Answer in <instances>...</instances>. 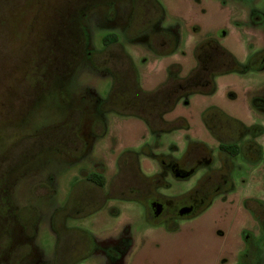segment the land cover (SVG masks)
<instances>
[{
	"label": "rangeland",
	"instance_id": "374dc122",
	"mask_svg": "<svg viewBox=\"0 0 264 264\" xmlns=\"http://www.w3.org/2000/svg\"><path fill=\"white\" fill-rule=\"evenodd\" d=\"M78 1L0 0V172L28 159L9 176L8 194L16 210L31 206L37 213L33 237H27L14 217L8 219L9 241L0 244L10 242L14 249L30 244L31 252L20 264H54L56 234L51 216L67 206L66 226L90 232L99 246L98 253L74 264H264V160L249 163L234 157L232 187L215 195L191 218L175 219L176 226L153 223L140 202L148 186L129 167L120 166L130 153L145 178L163 175L167 186L155 189L164 196L176 198L195 189L200 170L180 179L165 171L158 156L180 159L189 143L217 148L203 122L208 108L217 107L246 124L253 117L264 120L260 112L244 106L245 91L264 95V69L218 75L211 93L180 97L162 118L124 100L113 103L115 74L123 72L136 81L126 53L140 86L153 92L159 91L167 75L165 67L173 62L179 66L175 77L191 75L195 47L206 38L244 62L247 54L264 47V22L261 26L247 22L252 11L264 14V0H156L164 12L161 25L176 31L179 38L167 56L155 55L140 41L130 44L123 39L126 53L104 43L110 33L122 36L132 7L133 24L143 25L155 16L150 0H101L86 8L80 16L85 48L71 53V31L63 20L65 13L78 10ZM115 14L116 21L108 19ZM117 105L126 113L115 109ZM81 118V155L47 150L34 156L38 136L59 133L58 129ZM144 118L154 129L167 125L162 119L173 128L153 132ZM181 120L187 125L178 126ZM42 139L45 147L48 138ZM80 143L73 145L80 148ZM89 172L103 175L104 186L86 183ZM8 220L0 214V235ZM14 249L0 253V264L17 261Z\"/></svg>",
	"mask_w": 264,
	"mask_h": 264
},
{
	"label": "flooded vegetation",
	"instance_id": "af4514ba",
	"mask_svg": "<svg viewBox=\"0 0 264 264\" xmlns=\"http://www.w3.org/2000/svg\"><path fill=\"white\" fill-rule=\"evenodd\" d=\"M155 12L156 15L150 17L145 24L136 25L132 23L134 14L132 7L128 20L122 26L124 29L121 32L122 36L118 38V34H113L116 37L114 46L124 49L125 44L123 43V39L127 40L130 44L140 41L146 43L148 48L157 56L171 54L174 50L169 51V47L172 45V42H175V48L177 47L179 42L178 34L170 27L161 25L164 16V12L162 15V10H155ZM248 16L249 20L247 19V22L250 24L260 25L264 22V14L261 12L252 11ZM116 17L117 14L113 18L108 17V19L116 21ZM161 32L172 34L173 40H171L169 35H163ZM261 33H263V29ZM249 46L250 44H248V51ZM220 48L223 47L219 46L217 41L212 38L202 40L196 45L194 50L196 66L191 75L183 79L175 77L179 66L177 62H173L171 65L165 67L167 75L164 81H162L159 91H168L172 98L176 97V102L180 97H185L191 93H211L215 88L214 79L218 75L228 72L246 75L251 72H261L264 69V47L247 54L244 62H239L229 51V56L221 55ZM155 49L164 50L163 54L158 53ZM245 94L244 106L254 108L261 113V116H264V95H257L251 90L245 91ZM229 96L233 97V99L237 97L233 93H230ZM167 101V96L162 98V103ZM168 106L167 103H163L144 108L162 114V118L163 114L168 111ZM180 122L178 126L187 125L183 120ZM203 122L212 138L217 142L218 147L213 148L214 151L204 143H189L187 150L180 159L175 160L167 155L158 156V160L165 171L172 173L174 177L180 179L188 178L200 170L199 172L202 173L197 183L199 187L195 188L193 192L185 193L176 198L164 196L156 191L155 188L165 187L167 186V182L163 175L157 174L155 176L161 178L160 180H163L165 184L155 188L152 186L148 187L145 191L140 190L147 193L145 197H142L143 199L140 202L145 204L149 217L154 218L155 221L153 223L164 222L167 225L172 223L176 226L175 219L180 217L191 218L203 210L215 195L229 190L233 183L231 173L234 157L240 156L249 163H255L261 159L264 160V120L253 117V120L246 124L227 115L217 107H211L204 111ZM162 123L167 125H163L165 126L164 128H153L152 131L157 133L168 132L173 128V125L172 127H167L168 123L163 119ZM260 137L262 141L258 142L257 139ZM36 155L38 154L34 156ZM215 160L218 162L217 165L214 164ZM181 197H183L182 201L179 200Z\"/></svg>",
	"mask_w": 264,
	"mask_h": 264
},
{
	"label": "trees",
	"instance_id": "16d2710c",
	"mask_svg": "<svg viewBox=\"0 0 264 264\" xmlns=\"http://www.w3.org/2000/svg\"><path fill=\"white\" fill-rule=\"evenodd\" d=\"M152 5L154 6V9L157 11H161V6L156 0H150ZM101 4V0H79L78 1V10L75 12L72 11L70 15H66L63 20L64 27H69V30L71 31L70 37L68 39L72 43V47L70 49V52L72 50H82L85 48L86 44V34L84 32L80 16L81 13L86 9L93 5ZM70 12V11H69ZM163 35H169L171 40H173L172 34L161 32ZM116 42V37L113 34H109L104 39L105 46L108 47L110 45H114ZM175 49V42H172V45L169 47V51H173ZM123 51L126 53V51L123 49ZM158 53L163 54L164 50H156ZM221 55L229 56V52L224 49L220 48ZM126 56L129 58L130 61V68L134 71L136 74V81L133 82V80L130 78V76H126L123 74V72L120 74L114 75V86H115V93H114V104L116 105L120 100H124L128 105L131 106H152L156 104H163L167 103L168 111H170L175 102V98H172L170 93L168 91L163 92H153V91H145L138 82V76L135 67L133 66V63L131 61V58L126 53ZM80 57V56H78ZM167 96L168 101L162 103V98ZM123 103V101H122ZM115 109H118L121 112L122 111L121 106H115ZM126 113V112H124ZM154 112L148 111L147 115H151ZM131 114V113H127ZM132 115V114H131ZM144 120L147 122V124L151 127V130H153L152 126L150 125V122L148 118H144ZM81 123L82 118L80 121H77L76 123H71L63 126V128L58 129L60 131L59 133L54 131H48L47 133H44L40 136H38L34 140V148H32L33 153L39 154L47 150H57V151H66L69 154L73 155L74 157H78L81 155L83 148H84V142L81 137L80 131H81ZM101 124V122H98ZM71 130V132H70ZM72 135V136H71ZM42 138L47 139L48 142L44 143L46 144L45 147L42 146ZM55 139L57 141L55 142ZM80 143V148L78 146L73 145ZM36 149V151L34 150ZM35 151V152H34ZM130 153L121 161V169L125 170V167H129L131 171L135 175H139L141 177V181L148 186V187H157L159 185L165 184L163 180H160L158 176H154L152 178H145L143 175L139 173V171L136 169V163L135 158L133 155H131L132 162L128 165V157L130 158ZM28 160V159H27ZM25 161H16L15 164L9 167H5L4 171L0 172V214H3L6 219H10L16 217L19 224L22 226L24 233L27 235V237H33L35 235V223L37 219V213L31 206H25L22 209L16 210L12 206L11 199L8 194V179L11 173L14 169L17 168V165L27 162ZM86 183L90 184L91 186H96L98 188H101L105 184V177L101 175L98 172H89L85 176ZM199 187V184L196 186V188ZM152 189V188H151ZM195 189H193L190 192H193ZM146 193V192H144ZM143 193V194H144ZM144 196V195H143ZM141 196V200L143 199ZM70 213V208L67 206H63L61 208L56 209L52 216H51V226L56 234V242H55V256H54V264H74L77 261L81 259H85L86 257L93 254V252L99 248L98 243L95 239V236H93L90 232L85 231L80 228H70L67 227L65 224V219L67 215ZM10 220H8V223L3 226L1 235H0V241L3 240L9 241L11 229L8 227V224L10 223ZM4 242V241H3ZM10 249V251L13 248L12 245L7 244L5 242V246L0 244V253L3 251H7ZM18 259L16 262H10L11 264H20L23 259H25L31 252V246L28 243L21 244L17 248L14 249ZM247 260V259H246Z\"/></svg>",
	"mask_w": 264,
	"mask_h": 264
},
{
	"label": "crops",
	"instance_id": "0c3cea01",
	"mask_svg": "<svg viewBox=\"0 0 264 264\" xmlns=\"http://www.w3.org/2000/svg\"><path fill=\"white\" fill-rule=\"evenodd\" d=\"M96 253H98V248L93 252V254H96ZM93 254H92V255H93Z\"/></svg>",
	"mask_w": 264,
	"mask_h": 264
},
{
	"label": "water",
	"instance_id": "95a60500",
	"mask_svg": "<svg viewBox=\"0 0 264 264\" xmlns=\"http://www.w3.org/2000/svg\"><path fill=\"white\" fill-rule=\"evenodd\" d=\"M187 212V211H186Z\"/></svg>",
	"mask_w": 264,
	"mask_h": 264
}]
</instances>
